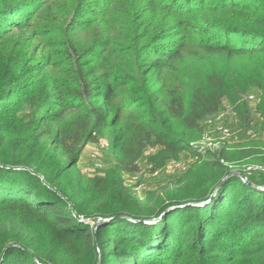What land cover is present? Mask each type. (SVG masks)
I'll return each mask as SVG.
<instances>
[{
  "label": "rangeland",
  "instance_id": "rangeland-1",
  "mask_svg": "<svg viewBox=\"0 0 264 264\" xmlns=\"http://www.w3.org/2000/svg\"><path fill=\"white\" fill-rule=\"evenodd\" d=\"M154 1L151 6L148 0H0V156L24 162L17 170L0 168V178L11 179L6 185L13 190L24 173L30 184L37 179L81 209L92 231L85 245L64 244L28 208L0 204V242L13 237L38 264H264V219L261 225L236 221L244 217L239 202L264 200V0H234L232 9L203 15L240 29L232 45L261 53L228 58L194 47L196 52L177 57L164 80L151 70L161 49L151 34L155 26L170 25L160 8L171 0ZM206 2L204 9L226 4ZM84 66L96 73L92 87L99 86L91 98L75 97ZM106 81L126 83L119 89L139 110L99 96ZM217 92L223 93L217 110L196 128L185 118L173 120L172 132L191 150L166 159L161 145L152 142L130 170L123 169L124 151L142 130L151 133V123L164 126L170 105L182 101L185 109L194 97ZM88 106L99 107L107 119L92 134L86 123L96 118H89ZM222 179L223 187L203 199ZM6 185L0 193L9 191ZM168 198L202 200L169 205ZM151 200L164 201L154 213L169 206L148 219L124 250L114 251L112 238L96 234L94 220L113 221L103 216L107 210L136 212L122 207ZM260 207L262 213L264 202ZM191 208L211 225L200 227L199 243L184 247L186 233L193 237L190 228L182 229ZM235 241L241 242L237 253L223 256ZM251 241L257 245L251 248ZM128 250L142 257L130 262L124 259ZM10 253L4 256L7 264L13 261Z\"/></svg>",
  "mask_w": 264,
  "mask_h": 264
},
{
  "label": "trees",
  "instance_id": "trees-1",
  "mask_svg": "<svg viewBox=\"0 0 264 264\" xmlns=\"http://www.w3.org/2000/svg\"><path fill=\"white\" fill-rule=\"evenodd\" d=\"M206 1L207 0H171L172 6L169 2L163 4L160 8V10L162 9L167 17L171 19V22L167 28L161 27L158 30L157 26H155V29L151 34L153 36L151 38L153 39L152 44L161 48L159 51L160 55L156 57V59L151 63V65L153 64L151 70L157 75L159 79L164 80L166 77V72L172 67L173 62L178 56H181L184 52H196V50L193 49L194 47L207 54H225L228 58L246 56V54L252 55L254 53L260 52L259 49H256L254 46L250 48H243L236 44L232 45V42H234L233 36L240 35V29L236 28V30H234L230 26L220 25V23L216 20H206V18L203 17L204 14L219 13L228 8L232 9L233 7H236L237 4L232 2L234 0H224L226 4L223 5V8L218 6H210L204 9L205 4H207ZM148 2L151 4V6H154L152 5V3L155 2L154 0H148ZM157 18L158 17H156V19ZM13 19L16 20V18ZM80 64L81 63L79 62L78 65ZM93 75L95 76L96 73L92 74L87 66H84V68L79 71L78 76L81 79V87L76 92L75 97L76 95H87L88 98H91L95 95L99 89V86L96 85L92 87L91 78L94 77ZM104 84H106L105 87L101 89V92L98 95L101 96L105 101L110 103L111 101L118 98L119 101L115 104V106L117 104H128L130 105L129 108H135L136 110H139V107L135 106L136 101L130 96L126 95L122 89H119V87H122L126 83L106 81ZM222 94V92H217L207 96H196L194 97V101L188 103L185 109L182 101L176 106L170 105L171 112L167 115L168 117L165 121L166 124L160 127L154 122L151 123V133H148V130H142L135 139V143H133L130 147H128V149L124 151L125 153L122 154L124 159H121L123 164L119 162L122 164L123 169L126 171L130 170L131 167H133L134 162L141 157L143 152L142 150L146 147V145L153 144L152 142L161 145V150L167 153L166 159L176 158L181 150H191L192 146L190 143L182 144L181 140H179V138L172 132L171 128L173 125V120L185 118V120L189 121V128H196V126H198V122L205 115L212 114L215 110H217L219 104L221 103ZM77 99L81 100L80 98ZM86 108L89 110V118L93 116L96 118L93 123L90 124V121H87L86 123L88 125L87 131L91 130L90 134H92L97 131L102 124L106 125L107 119L105 118L104 111L101 110L100 112L98 110L99 107L95 108V106H88ZM118 121L119 118L116 117V119L113 121V125H117ZM162 128L165 129L163 130ZM80 129L83 130V127L80 126ZM153 135L155 136L154 139H152ZM17 161L16 159L11 161L6 157L0 156V168L6 170H17L20 168L19 166H22V163H24ZM21 178L23 179L22 182H16V184H14L17 187L16 190L9 189V187L6 185L11 179L4 180L0 178V190L4 185H6V187L9 189V191L6 193H0L1 206L6 204V206L9 207L21 206L25 207L26 209L28 208L35 216L44 219V222L52 225L55 231V239L62 241L64 244H75L77 247H80V245L89 243L92 231L89 227V223L80 218L81 216H85L81 209L78 207L74 208L67 200L69 198L47 188L46 186H42L37 179L31 178L32 182L35 184L34 185L30 184L26 180L25 173ZM223 185L224 184H222V187ZM214 189L215 188L211 189V192L203 199L210 197ZM167 194H169V192ZM171 195L176 196V194ZM198 199L202 200V198ZM197 200L191 198L189 201H177L176 199L172 198L164 199V201L170 202L169 205H181V203L196 202ZM154 201H148L150 203L143 205L142 207L133 205L130 207H122L129 209L133 208L136 210V212L128 210L126 212L113 211L112 209L107 210L104 212L103 216H114L113 221L97 224L98 221L94 220V227L97 229L96 234L98 236L99 234L105 235V239H107L106 237L112 238V247H114V251H116L115 248L117 247H120V249L124 250L126 242H131L132 239L137 238L135 232L145 229V222L143 219L148 220L150 218L156 217L161 214V212L164 211L167 206H169H164V208L154 213L152 211L155 210V208H157L160 204L164 203V201H160V203ZM252 201L253 200L250 202L248 201V204H243L241 202L238 203L239 206L243 207L244 212L242 213H244V217L240 219L239 217H236V214H234L237 222L247 225L250 223H254L256 225L262 224V220L264 219V211L261 213L258 208L261 206V203H263L264 200H262L261 203L256 200L255 205ZM230 205L232 206L231 209L233 206L235 207L234 204H229L227 207L228 209L230 208ZM182 208H185V206ZM182 208H179L178 210H181ZM253 209L255 210L253 211ZM195 211L197 210L191 208V219L184 221V226L182 229L185 230L190 228V233L193 235L192 237L190 234L186 233L187 236L183 240L184 242L182 245L184 247H189L191 244H195V242L199 243L201 239L199 236L200 227H202L204 224L200 222V220L203 218L198 215V213H194ZM123 213L139 220L134 222V224L127 219L117 217L118 215H123ZM167 225L168 224H165L164 226L161 225L160 231H165ZM210 225L207 227L206 225L204 226L208 229L210 228ZM192 226H194V228ZM167 229H169V227H167ZM12 238L5 240L3 243L0 242V264H7L8 257L6 258L4 256H7L6 254H8V252H11V258H13L11 264H38L25 249V245H16V240ZM235 242L236 243H234L231 248L229 246L227 250L224 251L223 256L229 257L237 253L236 250L240 248L241 242ZM4 243L5 245H3ZM249 245L250 247H254L257 245V243L251 241ZM165 246L163 245V247ZM250 247H245V250H250L252 248ZM124 254H127V256H124V259L130 262H138V260L142 257L136 254L134 250H128Z\"/></svg>",
  "mask_w": 264,
  "mask_h": 264
},
{
  "label": "water",
  "instance_id": "water-1",
  "mask_svg": "<svg viewBox=\"0 0 264 264\" xmlns=\"http://www.w3.org/2000/svg\"><path fill=\"white\" fill-rule=\"evenodd\" d=\"M229 176H231V175H229ZM242 177V179H245L243 176H241ZM227 178V177H226ZM225 179H222L221 180V182H220V184H218V185H216L215 186V189L213 190V192H212V194H211V196L212 195H214V193H215V191L223 184V181H224ZM192 204L194 203V202H191ZM191 203H189V204H191ZM176 206H171V207H169L168 209H172V208H175ZM117 217H125V215H118ZM148 220H144V222H147Z\"/></svg>",
  "mask_w": 264,
  "mask_h": 264
}]
</instances>
